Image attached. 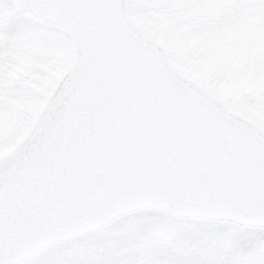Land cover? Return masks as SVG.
Segmentation results:
<instances>
[{"label":"water","instance_id":"obj_1","mask_svg":"<svg viewBox=\"0 0 264 264\" xmlns=\"http://www.w3.org/2000/svg\"><path fill=\"white\" fill-rule=\"evenodd\" d=\"M72 60L0 154V264L141 209L264 227V130L177 73L127 0H8Z\"/></svg>","mask_w":264,"mask_h":264},{"label":"rangeland","instance_id":"obj_2","mask_svg":"<svg viewBox=\"0 0 264 264\" xmlns=\"http://www.w3.org/2000/svg\"><path fill=\"white\" fill-rule=\"evenodd\" d=\"M127 10L177 73L264 130V0H127ZM72 58L65 32L0 0V154ZM19 264H264V227L141 209Z\"/></svg>","mask_w":264,"mask_h":264}]
</instances>
